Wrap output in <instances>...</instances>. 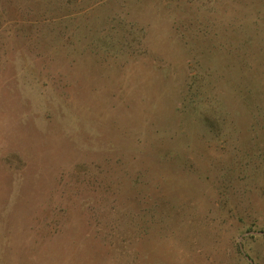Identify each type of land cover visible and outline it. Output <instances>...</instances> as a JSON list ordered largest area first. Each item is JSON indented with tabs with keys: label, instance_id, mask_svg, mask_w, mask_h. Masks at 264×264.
Segmentation results:
<instances>
[{
	"label": "rangeland",
	"instance_id": "1",
	"mask_svg": "<svg viewBox=\"0 0 264 264\" xmlns=\"http://www.w3.org/2000/svg\"><path fill=\"white\" fill-rule=\"evenodd\" d=\"M251 231L264 0H0V264H264Z\"/></svg>",
	"mask_w": 264,
	"mask_h": 264
},
{
	"label": "trees",
	"instance_id": "2",
	"mask_svg": "<svg viewBox=\"0 0 264 264\" xmlns=\"http://www.w3.org/2000/svg\"><path fill=\"white\" fill-rule=\"evenodd\" d=\"M127 28V27H126ZM206 114V119L207 121L209 122V124L212 126V127H219L220 126V123H219V120L217 118V116H215V113L214 111L212 110H206L205 112ZM252 228H249V230H251ZM251 238V236H246L245 239L246 240H249ZM250 257V256H249Z\"/></svg>",
	"mask_w": 264,
	"mask_h": 264
},
{
	"label": "water",
	"instance_id": "3",
	"mask_svg": "<svg viewBox=\"0 0 264 264\" xmlns=\"http://www.w3.org/2000/svg\"><path fill=\"white\" fill-rule=\"evenodd\" d=\"M262 233H264V231H260V232L251 231V232H249V234H262ZM240 247L242 249L241 243H240ZM251 263L254 264L253 262H251Z\"/></svg>",
	"mask_w": 264,
	"mask_h": 264
}]
</instances>
